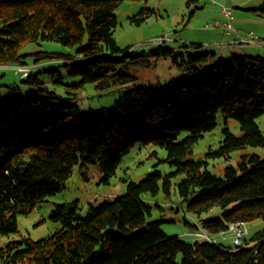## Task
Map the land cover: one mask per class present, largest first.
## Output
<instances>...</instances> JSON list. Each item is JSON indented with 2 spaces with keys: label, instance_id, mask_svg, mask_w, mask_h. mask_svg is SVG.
Returning a JSON list of instances; mask_svg holds the SVG:
<instances>
[{
  "label": "trees",
  "instance_id": "1",
  "mask_svg": "<svg viewBox=\"0 0 264 264\" xmlns=\"http://www.w3.org/2000/svg\"><path fill=\"white\" fill-rule=\"evenodd\" d=\"M123 1L0 0V67L26 66L19 51L27 43L77 46L75 56L33 54L35 65L46 66L20 79L30 91L0 98V235L17 233V216L63 189L74 167L85 179L95 168L107 185L135 144H152L166 154L158 162L172 170L164 174L155 164L143 179L124 180L123 195L88 204L84 216L76 202L55 204L49 219L60 228L45 239L24 236L7 242L0 247V264H264V157L242 155L222 177L208 171L205 159L191 158L218 116L225 125L234 121L240 133L225 127L207 159L264 148V134L255 122L264 113V59L243 55L214 63L215 52L198 44H161L148 52L120 49L113 29ZM152 13L143 9L130 22L139 24ZM160 60H169L184 76L166 83L137 81L135 69H152ZM59 61L79 78L69 88H117L113 107L81 111L74 92L63 96L41 82L46 73L59 83L53 66ZM172 186L188 212L201 216L218 209L217 217L200 221L212 240L228 233L231 224L261 220L263 227L252 237L245 228L238 246L167 237L159 221H147L163 207L144 195L170 199Z\"/></svg>",
  "mask_w": 264,
  "mask_h": 264
},
{
  "label": "rangeland",
  "instance_id": "2",
  "mask_svg": "<svg viewBox=\"0 0 264 264\" xmlns=\"http://www.w3.org/2000/svg\"><path fill=\"white\" fill-rule=\"evenodd\" d=\"M262 0H149L132 1L124 0L115 11L117 24L113 29V39L120 49L127 47L137 52L145 51L162 46L168 48H177L182 45L198 44L208 47L215 52L214 63L220 59H228L232 56H243L242 53L249 52L242 50L243 43L234 42L239 37H249L251 34L264 38V14L250 10ZM221 8L231 11L230 23L239 36H222L225 30L220 27H212L215 23L225 24L227 19L221 12ZM143 9L153 10L152 14L146 16L144 21L139 24L130 22L132 17H139ZM210 26V27H208ZM212 27V28H211ZM223 31V32H222ZM238 36V37H237ZM256 40V39H255ZM241 45H238V44ZM77 46L67 47L56 42H41L39 44L27 43L22 46L19 54L22 61L27 66L35 65L33 54L37 52L58 53L69 56H75ZM250 56H255L251 52ZM46 66V64H42ZM13 66L0 67V98L6 99L11 96H22L30 91V87L21 83L20 77L15 74ZM53 66L59 72V83L48 74L40 77L51 90L60 95H66L67 91H72L77 97V104L81 111H100L113 107L114 100L119 96L120 91L112 88L109 91H98L93 85H86L84 89L78 90L69 88L77 82L79 78L71 76L69 68L62 61L54 62ZM47 71V69H46ZM4 72V74H3ZM137 81L146 82L156 80L160 83H166L172 78L183 77L184 74L173 67L169 60H160L154 64L152 69L138 68L133 71ZM9 86H16L15 91H10ZM259 130L264 134V113L255 120ZM227 127L233 134H239L238 125L230 120L228 124L223 123V119L218 116L217 126L211 132L205 133L195 144L192 150L194 160L205 159L207 169L212 174L222 177L225 167L237 166L242 155H258L264 157V148L247 147L230 153L228 159L209 158L205 156L212 150L217 149L218 142L222 139V130ZM155 153V154H154ZM35 153L29 151L32 156ZM165 152L152 144H135L126 154L119 164L115 176L105 185L100 182L99 172L91 167L86 173V179L78 167H74L64 188L54 195L47 197L43 202L37 204L27 215L17 216L18 232L11 235H0V247L9 241H18L26 236L31 240L37 241L52 236L60 225L50 221L49 215L55 204L76 202L78 213L84 216L87 212L88 204H102L112 200L116 196H121L126 192V183L128 181H139L153 169L157 168L164 174L172 169L165 163H159V160L165 158ZM160 194L156 199L144 195L149 203L157 202L163 207L162 210L154 209L152 216L147 221H159L160 229L167 237H178L184 242H194L199 240V235L206 233L201 227V220L217 217L218 209H213L201 216L194 215L186 210V204L181 205L180 199L175 190L171 188L170 199H164ZM195 226L192 229L185 224ZM228 227V233L215 236L214 240L228 246L233 245L232 227ZM263 222L261 220L248 223L242 226L247 230L248 237H252L261 230ZM242 231V230H238ZM237 231V232H238ZM223 236V237H222Z\"/></svg>",
  "mask_w": 264,
  "mask_h": 264
},
{
  "label": "built area",
  "instance_id": "3",
  "mask_svg": "<svg viewBox=\"0 0 264 264\" xmlns=\"http://www.w3.org/2000/svg\"><path fill=\"white\" fill-rule=\"evenodd\" d=\"M221 12L223 13L224 17L227 19V23H225V24L215 23L212 27H220V28L224 29L225 33L227 35H231V34L238 35V33L234 30V28L232 27V25L230 23L231 11H229L226 8H221ZM208 27H210V26H208ZM255 39L256 38L251 34L249 37H239L235 41H236V43L240 42L243 44H245V43L248 44L251 41H256ZM41 67H42V64H37V65H33V66H27V65L26 66L25 65L13 66V68L15 70V74L18 75L20 77V79L28 78L30 72L37 71ZM231 227H232L231 232L234 234L233 244L238 246V245H240L241 237L245 235L246 230L242 229V226L233 225ZM238 230H242V231H238ZM198 237L200 240L214 241L208 235L201 234Z\"/></svg>",
  "mask_w": 264,
  "mask_h": 264
},
{
  "label": "crops",
  "instance_id": "4",
  "mask_svg": "<svg viewBox=\"0 0 264 264\" xmlns=\"http://www.w3.org/2000/svg\"><path fill=\"white\" fill-rule=\"evenodd\" d=\"M222 36H231V35H227L226 33H222ZM238 36H239V32H238ZM258 38L259 39L256 38V41H251L248 44L247 43H245L243 45H241L240 43L238 44V45L244 46L242 48L243 51L244 50L249 51V52H245L244 51L242 53V55L250 56L251 52H254L255 56H260V57H262L264 59V38L263 37H261V38L258 37ZM235 40H237V39H234L232 42H229V44H231V45L235 44L234 43V42H236ZM235 45H237V44H235ZM3 74H4V72H3Z\"/></svg>",
  "mask_w": 264,
  "mask_h": 264
},
{
  "label": "water",
  "instance_id": "5",
  "mask_svg": "<svg viewBox=\"0 0 264 264\" xmlns=\"http://www.w3.org/2000/svg\"><path fill=\"white\" fill-rule=\"evenodd\" d=\"M250 10L256 11V12H263L264 13V0H262L256 6L251 7Z\"/></svg>",
  "mask_w": 264,
  "mask_h": 264
},
{
  "label": "bare ground",
  "instance_id": "6",
  "mask_svg": "<svg viewBox=\"0 0 264 264\" xmlns=\"http://www.w3.org/2000/svg\"><path fill=\"white\" fill-rule=\"evenodd\" d=\"M32 72L29 73V76ZM235 226H243L242 224H235ZM245 230V229H244ZM207 235V234H206Z\"/></svg>",
  "mask_w": 264,
  "mask_h": 264
}]
</instances>
